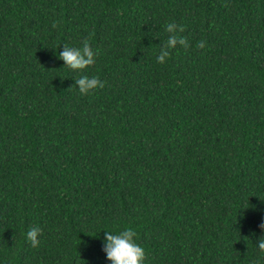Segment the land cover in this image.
<instances>
[{
  "label": "trees",
  "instance_id": "trees-1",
  "mask_svg": "<svg viewBox=\"0 0 264 264\" xmlns=\"http://www.w3.org/2000/svg\"><path fill=\"white\" fill-rule=\"evenodd\" d=\"M262 226L264 0H0V264H111L126 227L145 264H264Z\"/></svg>",
  "mask_w": 264,
  "mask_h": 264
},
{
  "label": "clouds",
  "instance_id": "clouds-1",
  "mask_svg": "<svg viewBox=\"0 0 264 264\" xmlns=\"http://www.w3.org/2000/svg\"><path fill=\"white\" fill-rule=\"evenodd\" d=\"M166 30L170 35L166 40L165 49L160 51L157 56V60L161 63L170 55L169 50L174 48L177 43L187 46L185 38L178 34L182 30V26L171 22L166 25ZM201 46H203V42H201ZM58 56L65 62L64 66L70 69L83 70L95 62L96 52L85 40L79 47L65 45ZM76 85H78L76 88L79 93L83 95L94 88L103 87V82L95 75H81L77 79ZM40 231L41 229L38 227H31L26 232V238L33 247L39 244L38 233ZM104 245L106 257L111 261V264H145V249L137 242L136 232L132 227H126L119 232L105 231ZM257 246L264 250V235L257 241Z\"/></svg>",
  "mask_w": 264,
  "mask_h": 264
}]
</instances>
